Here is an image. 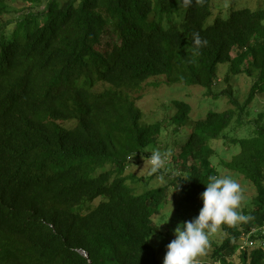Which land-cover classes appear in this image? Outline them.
I'll list each match as a JSON object with an SVG mask.
<instances>
[{
    "label": "trees",
    "instance_id": "16d2710c",
    "mask_svg": "<svg viewBox=\"0 0 264 264\" xmlns=\"http://www.w3.org/2000/svg\"><path fill=\"white\" fill-rule=\"evenodd\" d=\"M212 1L48 0L16 21L0 49V264H160L154 217L170 187L193 205L218 167L256 194L240 210L246 219L219 226L226 234L212 242L213 264H264V108L254 103L264 94V7L208 23ZM111 32L118 40L104 42ZM194 34L207 40L195 55ZM241 74L252 80L247 92L230 84ZM158 77L230 105L193 118L190 102L172 98L170 120L144 122L141 89ZM221 79L229 87L216 92ZM166 123L188 179L171 171L167 184L137 193L128 180L141 177L124 172Z\"/></svg>",
    "mask_w": 264,
    "mask_h": 264
},
{
    "label": "rangeland",
    "instance_id": "374dc122",
    "mask_svg": "<svg viewBox=\"0 0 264 264\" xmlns=\"http://www.w3.org/2000/svg\"><path fill=\"white\" fill-rule=\"evenodd\" d=\"M61 3L64 0H59ZM48 0H8L9 12L0 16V25L5 24L4 31H6L7 36L0 40V49L2 47V42H10L15 39L14 33L12 31L16 27V21L22 18L25 12L32 11L34 13L46 11L45 4ZM264 7V0H213L212 1V14L208 19V23H211L213 19L220 15L222 17H228L232 10L242 8V7ZM24 33L21 31L17 33L16 38H24ZM103 41L105 42H116L118 40L117 35L114 32L110 34L103 35ZM227 68H222L223 72H226ZM222 72V73H223ZM224 75V73H223ZM222 77V75H220ZM223 78V77H222ZM235 88H240L242 92H247L248 88L252 84V80L246 76V74H241L240 76L233 78L230 81ZM229 83L223 79L218 80L215 85L214 90L216 92L222 89L228 88ZM142 97L138 100V105L142 109L144 122H155L157 120H170V115L174 114V111L170 112L169 101L172 98L184 99L190 102L193 106V118H200L205 115V113L210 109H226L230 105L228 98L222 96L217 104V100H213L207 97L203 87L199 85H188L182 82H176L169 84L166 77L151 78L143 84L141 89ZM257 99L254 101L255 108L261 110L264 108V94L258 93ZM207 97V98H206ZM170 122V121H169ZM69 126L75 124L74 121L67 122ZM175 125L173 123H166L164 127V134L161 136L158 144H150L145 148L146 154H139L135 161L127 166L124 174H134L135 176L141 177L136 181L128 180V183L134 188V190L139 193L148 190L153 187H158L165 185L169 182L170 172H179L176 169V161L172 159L173 155L178 156L180 153V139L177 133L173 130ZM188 130V126L184 127V131ZM243 132V131H239ZM176 135V136H175ZM175 138L173 139V137ZM170 143H166L170 140ZM167 147L165 148L164 146ZM223 140H218L214 146L222 148L224 146ZM235 149L237 147H234ZM159 150L162 154H167V159L165 161V169L158 173H149L150 165L147 163L149 159L150 152L153 150ZM148 153V154H147ZM223 154V152H222ZM224 155V154H223ZM226 157L231 156V152H227ZM111 166L108 165L107 168ZM174 168V170H172ZM220 175H228L233 179L237 180L242 188L243 198L241 201L240 209L251 207L250 199L256 194L255 188L249 182L245 181L242 175L218 167ZM168 201L165 207H162L159 215L154 217L156 224V230L152 235V243L155 249L158 251L160 264H163V257L166 253V245L174 238L173 229L178 222L184 220H191L193 217L197 216V211L195 210V205L199 208L202 207L203 201L196 202L193 205L186 203L183 199L182 192L177 187H170L168 194ZM169 217V219H168ZM168 219V221H166ZM166 221V222H165ZM164 222V223H163ZM162 223L160 226L159 224ZM159 226V227H158ZM225 232L221 227L209 235L208 244L206 246L205 253L201 256L196 257V262H201L204 260L211 259V253L213 250V241L221 242L224 239Z\"/></svg>",
    "mask_w": 264,
    "mask_h": 264
},
{
    "label": "clouds",
    "instance_id": "9594fccd",
    "mask_svg": "<svg viewBox=\"0 0 264 264\" xmlns=\"http://www.w3.org/2000/svg\"><path fill=\"white\" fill-rule=\"evenodd\" d=\"M192 43L195 55L202 45L207 44V40L194 34ZM166 159L167 154H162L158 149L151 151L147 161L149 173L165 169ZM171 175L184 177L175 171ZM203 183L206 188L200 193L202 207L191 220L177 223L173 229L174 238L166 245L163 264H197L195 258L205 253L210 234L222 223L233 225L247 218L239 210L243 194L237 180L228 175H211Z\"/></svg>",
    "mask_w": 264,
    "mask_h": 264
}]
</instances>
